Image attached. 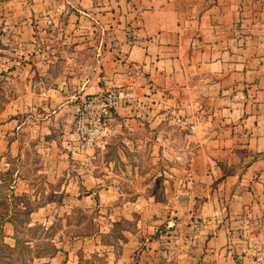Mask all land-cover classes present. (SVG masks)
I'll return each instance as SVG.
<instances>
[{
	"label": "crops",
	"instance_id": "0c3cea01",
	"mask_svg": "<svg viewBox=\"0 0 264 264\" xmlns=\"http://www.w3.org/2000/svg\"><path fill=\"white\" fill-rule=\"evenodd\" d=\"M3 3L0 13L8 15L54 21L64 13L63 30L73 35L77 46L91 50L79 91L90 80L94 90L117 87L133 94L134 100L119 105L106 119L104 147L118 130L155 127L168 112L188 116L195 128L184 131L183 148L175 151L168 145L153 158L185 161L163 170L173 178L166 188L169 200L182 219L191 209L207 221L195 234V247L182 241L189 227L181 223L185 220L180 219L176 224L182 229L167 238L183 242L174 253L177 260L198 254L207 264H238L231 254L244 249L242 237H235L237 228L254 221L264 233V0ZM155 136L157 148L176 141L170 133ZM101 142L95 140L92 146ZM96 152L89 154L95 157ZM109 162L114 163L112 156ZM125 167L132 172L131 166ZM108 168L113 173L112 165ZM109 186L114 189V184ZM141 189L142 184L136 191ZM198 198V207L192 209ZM230 230L238 240L235 250L227 248ZM164 239H149L142 253L157 257ZM141 241L136 233L127 235L121 258L114 263L109 253L110 264H131V253Z\"/></svg>",
	"mask_w": 264,
	"mask_h": 264
},
{
	"label": "rangeland",
	"instance_id": "374dc122",
	"mask_svg": "<svg viewBox=\"0 0 264 264\" xmlns=\"http://www.w3.org/2000/svg\"><path fill=\"white\" fill-rule=\"evenodd\" d=\"M66 21L63 12L54 21L0 13V264H110L109 253L115 263L130 233L142 239L131 253V264H207L198 254L178 260L174 255L182 241L196 246L195 234L207 221L191 209L182 219L169 200L166 188L173 178L163 170L185 161L153 158L168 145L181 150L187 130L164 115L155 127L118 130L108 147L101 142L103 136L96 139L101 143L95 148L88 143L77 120L85 112L84 101L90 99L86 96L103 89L89 88L88 80L79 91L80 76L89 71L85 61L91 50L77 46L73 35L63 30ZM83 122L85 128L90 125L87 119ZM163 133L176 141L157 148L155 135ZM91 151L99 152L93 157ZM141 184L143 189L136 191ZM22 193L35 208L23 209L19 203L22 211H18L8 205L11 194ZM137 195L142 200L136 201ZM180 219L190 227H183L186 240L167 238L182 229L176 224ZM261 231L254 221L237 228L235 237L245 241L239 242L243 250L231 253L238 264H264ZM229 236L227 248L235 250L238 240L232 239L231 230ZM157 237L165 238L159 255L142 253L147 241ZM47 241L55 242L60 251L52 259L36 257L35 244Z\"/></svg>",
	"mask_w": 264,
	"mask_h": 264
},
{
	"label": "built area",
	"instance_id": "2783aa9c",
	"mask_svg": "<svg viewBox=\"0 0 264 264\" xmlns=\"http://www.w3.org/2000/svg\"><path fill=\"white\" fill-rule=\"evenodd\" d=\"M86 97H90V99L84 101L83 110L85 112L79 116L77 121L80 123L78 125L79 129H84L88 134V143L90 144L98 137L105 136L106 119L113 115L117 107L134 100V96L130 91H122L117 87H110ZM95 105L97 106L95 107ZM165 116L185 130L195 128V124L184 113L168 112ZM84 119L90 121V125L86 128L83 126L84 122L82 123ZM82 126L83 128H81Z\"/></svg>",
	"mask_w": 264,
	"mask_h": 264
},
{
	"label": "trees",
	"instance_id": "16d2710c",
	"mask_svg": "<svg viewBox=\"0 0 264 264\" xmlns=\"http://www.w3.org/2000/svg\"><path fill=\"white\" fill-rule=\"evenodd\" d=\"M9 200L10 201L7 202L8 205L9 206L11 205L12 208H14L15 210H18V211H22L21 208L18 206L19 203L24 207L23 209L30 210L32 208H35V206H32L27 199H24V193H22L21 197L15 196L14 194H11L9 196ZM23 211L25 212L26 210H23ZM0 232H1V228H0ZM154 235H156V233ZM154 235H150V237H154ZM35 245L38 246V248H37L38 250L36 251V255H35L36 257H45V256L51 257L58 250H60L59 246H57L56 243L52 242V241H47L45 243H36ZM28 247L29 246L25 245L23 247V249L25 248V250L29 251L30 249H28ZM18 252L21 256H23V250L22 249L18 250Z\"/></svg>",
	"mask_w": 264,
	"mask_h": 264
}]
</instances>
